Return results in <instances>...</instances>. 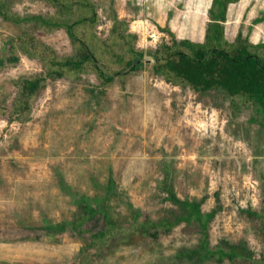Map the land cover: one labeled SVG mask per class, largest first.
Returning <instances> with one entry per match:
<instances>
[{
  "label": "rangeland",
  "instance_id": "obj_1",
  "mask_svg": "<svg viewBox=\"0 0 264 264\" xmlns=\"http://www.w3.org/2000/svg\"><path fill=\"white\" fill-rule=\"evenodd\" d=\"M5 1L17 16L55 13L47 0ZM92 1L96 39L117 48L110 38L117 18L136 35L132 44L149 61L104 87L91 70L47 80L29 113L14 118L9 108L16 82L43 72L41 59L16 46L19 59L0 68V264H188L172 256L198 243L196 226L179 222L153 240L126 230L132 208L151 218L167 215L174 208L168 189L180 199L200 201L204 212L214 210L207 226L211 247L222 240L243 242L254 259L264 257L259 219L241 211H264V115L256 104L222 91L196 92L155 76L146 53L171 44L173 36L204 41L212 0ZM228 4L224 40L234 42L240 33L252 44L263 43L252 51L264 57V19L253 22L264 14V0ZM20 34L59 56L74 52L63 27L0 17V58L10 54V39ZM103 202L117 222L102 245H87L102 223L97 214L83 232L46 230L48 220H69L79 204Z\"/></svg>",
  "mask_w": 264,
  "mask_h": 264
},
{
  "label": "trees",
  "instance_id": "obj_2",
  "mask_svg": "<svg viewBox=\"0 0 264 264\" xmlns=\"http://www.w3.org/2000/svg\"><path fill=\"white\" fill-rule=\"evenodd\" d=\"M47 1L54 6L55 13L47 17H22L13 13L5 0H0L1 18L32 21L48 29L63 27L75 46L72 54L59 56L52 47L32 37L20 34L10 39L8 45L10 54L0 58V68L19 59L14 51L16 46L24 54L38 57L43 64L42 73L20 77L16 82L17 94L9 108V113L14 118H21L29 113L32 98L47 80H55L72 72L91 70L96 74L99 85L104 87L115 75L135 71L143 66L144 50L137 49L132 44L136 35L125 30L124 21L117 18L114 20L110 34V38L117 44V48L114 49L106 41L96 39L93 26L97 20V13L92 0ZM231 1L233 0H212L211 8L208 10L209 20L204 41L195 42L188 38L178 39L173 36L171 44L164 43L156 49H148L146 53L153 57L150 70L165 81L188 86L196 92L217 90L240 102L256 104L260 113L264 115V57L252 51L263 43L252 44L242 38L240 33L234 42L224 40L223 23L226 21L227 5ZM216 6L217 10L214 9ZM72 15H75L74 19ZM261 19H264V14L254 18L253 22ZM128 38L130 41L126 42L125 39ZM103 62L118 66L111 69L104 66ZM167 191V199L174 204V208L167 209L169 212L167 215L151 218L148 215H141L139 210L132 208L126 230L153 240L160 231L167 233L174 225L184 222L197 227L198 243L180 247L172 256L175 260L188 264H201L209 259L216 262L226 259L230 263L260 260L264 262V257L254 259L252 251L243 242L222 240L221 245L211 247L207 238V226L214 210L204 212L200 210V201L180 199L170 189ZM76 207L69 220L60 222L48 220L44 224L46 230L52 233L57 229L65 230L67 227L83 232L85 230L83 224L97 214L101 216L102 223L100 229L91 234V240L87 245H102L114 234L112 228L117 220L108 212L106 203L100 205L84 203ZM241 211H245L250 217L258 218L260 222L258 230L264 234V211L261 213L249 209ZM97 236L100 237L98 243L93 240V237Z\"/></svg>",
  "mask_w": 264,
  "mask_h": 264
},
{
  "label": "water",
  "instance_id": "obj_3",
  "mask_svg": "<svg viewBox=\"0 0 264 264\" xmlns=\"http://www.w3.org/2000/svg\"><path fill=\"white\" fill-rule=\"evenodd\" d=\"M143 61H146V62H148V61H149V59L143 58ZM137 62H138V61H137Z\"/></svg>",
  "mask_w": 264,
  "mask_h": 264
},
{
  "label": "crops",
  "instance_id": "obj_4",
  "mask_svg": "<svg viewBox=\"0 0 264 264\" xmlns=\"http://www.w3.org/2000/svg\"><path fill=\"white\" fill-rule=\"evenodd\" d=\"M228 8H229V4L227 5V8H226V10H228ZM226 22V21H225Z\"/></svg>",
  "mask_w": 264,
  "mask_h": 264
}]
</instances>
